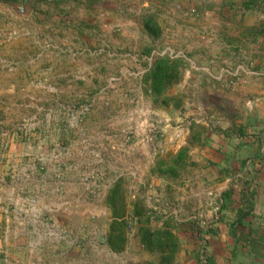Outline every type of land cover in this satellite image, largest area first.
I'll list each match as a JSON object with an SVG mask.
<instances>
[{
    "label": "rangeland",
    "instance_id": "obj_1",
    "mask_svg": "<svg viewBox=\"0 0 264 264\" xmlns=\"http://www.w3.org/2000/svg\"><path fill=\"white\" fill-rule=\"evenodd\" d=\"M0 6L8 15L3 18L0 13V35L14 33L10 45L0 44V59H6L1 64L31 66L29 76L38 82L46 76L45 69L49 76L58 75V66L71 65L73 59L89 81L80 83L78 102L57 104L55 94L47 91L45 104L10 106L2 112L1 164L6 140L14 132H23L31 114H37V120L49 116L48 136L55 134L57 114L69 120L74 116L83 134L95 136L104 129L114 145L149 147L156 152L151 150L149 168L147 160L134 161L133 151L128 150V164L136 175L113 186L105 199L98 192L95 196L85 192L78 202L81 212L94 210L97 216L82 213L62 218L65 226L74 229L76 248L62 254L47 250L32 263L207 264L214 255L207 250L210 239L206 236L217 198L211 190L200 194L205 197L200 204L202 166L183 143L187 136V144H201L202 149L206 145L210 150L220 138L223 143L237 138L247 141L240 142L241 147L264 134V0H0ZM50 9L72 21L60 26L41 24L47 19L37 20L38 15L47 16ZM107 13L108 35L103 32ZM58 28L63 32H56ZM26 31L31 32V41L24 40ZM209 52L214 55L203 60ZM159 58L178 66L157 94L148 77ZM21 135L23 141L26 135ZM172 144L180 148L167 155L164 148ZM23 162H17L15 169L2 164L0 176L15 178V187L22 188L19 194L29 196L35 202L32 205L39 207L35 199L39 195L20 185L29 173L21 169ZM237 165L219 169L218 175L233 177L239 187L243 164L238 161ZM208 167L210 182L215 183ZM80 178L82 183L88 179ZM189 179L196 195L184 189ZM7 183L3 187L11 188ZM11 199L9 190L0 192L5 209L12 208ZM198 232L201 245L197 248ZM212 245L218 254L219 244Z\"/></svg>",
    "mask_w": 264,
    "mask_h": 264
},
{
    "label": "crops",
    "instance_id": "obj_2",
    "mask_svg": "<svg viewBox=\"0 0 264 264\" xmlns=\"http://www.w3.org/2000/svg\"><path fill=\"white\" fill-rule=\"evenodd\" d=\"M108 6L106 7L109 8ZM6 12L0 6L3 18L8 16ZM47 14V16L37 14V20L47 19V21H41V24H58L59 26L72 21L64 13L54 12L53 9H50ZM109 16L107 13V23L103 26V32H107V35L111 30ZM6 20V30L10 31V20L8 18ZM61 30L63 32L62 28L55 31ZM6 34V36L5 33L0 35V44L3 43L1 44L3 47L10 45L14 35L12 32ZM26 38L30 41L33 39L31 32L24 33V40ZM213 55L211 52L206 53L203 60ZM1 60L6 61L2 58ZM71 62V65L58 66L59 72L55 76H49L48 69H45L46 76L38 82L32 81L29 76L30 71H33L31 66L0 63V106H4V108L0 107V114L10 109V106L45 104L49 96L47 91L55 94L57 104L78 102L80 83L89 81L84 80L77 63L73 59ZM21 73L29 77L26 78ZM64 98L68 100L65 101ZM36 117L37 114H31L27 118L30 123L27 122L24 125L23 132H14L9 136L5 146L7 151L2 156L5 162H1L8 168L15 169L16 163L24 160L21 169L29 170V173L21 179L23 183L20 182V185H23L26 192H36L39 195L35 198L39 207L32 205L35 202L33 200L30 202L29 196L19 194L22 188L15 187V178L0 176V192L7 189L12 198L11 209L9 206L5 209V205H0V264H19L20 262L33 264L34 259L36 262L41 260L47 250H57L56 253L62 254L63 250L76 248L73 246L77 242V236H73L74 229H70L69 225L65 226L67 222L62 218L79 216L82 213L97 216L94 210L87 209L81 212L78 202L85 192L93 196L98 192L97 194L105 199L113 186L120 185L126 182L129 176L136 175L133 171L134 167L130 168L128 164V150L133 151L134 161L147 160L149 168H151L150 156L156 153L155 148L152 150L149 147L114 145L110 132L104 129L94 134L95 136L83 134L74 116L69 120L57 114L53 120L55 134L48 136L47 128L50 126L51 119L48 115L43 118L39 116L38 120L35 119ZM3 120L6 125L7 118ZM4 127H0V131ZM22 133L26 135V138H23L24 143L20 140ZM1 137L0 134V146L3 140L5 141ZM185 137L183 144L191 151L189 155L195 153L197 156L196 158L193 156L192 159L199 161L202 166L198 183L202 190L199 194L197 192L200 204L202 202L200 199H205L200 194L204 195L211 190H214L217 198L214 218L210 220V233L206 236L210 239V246L206 248L214 255L209 256L207 264H264V134L248 140V144L241 147L239 143H247V141L228 138L223 143L220 138L217 144H211L214 149L210 150L206 145L202 149L201 144L199 147L187 144L190 141L187 140V136ZM178 148H180L179 144L168 145L164 148V152L167 155L176 154ZM113 150L119 152L116 153ZM238 161L243 164L241 172L243 176L239 187L236 186L233 177L223 179L221 175H218V170L223 167L225 169L238 167ZM2 164L0 163V169ZM209 165L215 174L213 177L215 183L210 182L207 174ZM35 172L36 178L32 176ZM83 175L88 177L85 179L86 183H82L80 178ZM5 181L10 182L11 188L3 187L8 184ZM192 187L193 182L189 179L184 189L191 195H196L192 194ZM69 194L70 198H68ZM188 197L192 196L188 195ZM45 198L51 202L46 203ZM106 211L108 210H105L104 215ZM2 225L6 227L2 228ZM199 234L200 232L194 237L197 248L201 245ZM215 242L219 244L218 254L214 252L215 245H212Z\"/></svg>",
    "mask_w": 264,
    "mask_h": 264
},
{
    "label": "trees",
    "instance_id": "obj_3",
    "mask_svg": "<svg viewBox=\"0 0 264 264\" xmlns=\"http://www.w3.org/2000/svg\"><path fill=\"white\" fill-rule=\"evenodd\" d=\"M178 64L172 62L166 58H159L154 67L153 71L149 74V81L151 83V88L157 94L159 93L160 86L162 82L167 80L169 77V72L175 71Z\"/></svg>",
    "mask_w": 264,
    "mask_h": 264
},
{
    "label": "built area",
    "instance_id": "obj_4",
    "mask_svg": "<svg viewBox=\"0 0 264 264\" xmlns=\"http://www.w3.org/2000/svg\"><path fill=\"white\" fill-rule=\"evenodd\" d=\"M19 12H20V13H23V9H19Z\"/></svg>",
    "mask_w": 264,
    "mask_h": 264
}]
</instances>
